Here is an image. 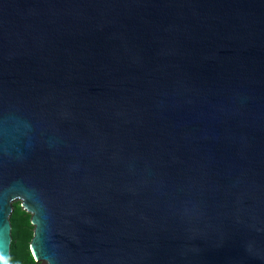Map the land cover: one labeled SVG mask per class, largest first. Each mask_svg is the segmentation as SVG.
<instances>
[{
  "label": "water",
  "instance_id": "water-1",
  "mask_svg": "<svg viewBox=\"0 0 264 264\" xmlns=\"http://www.w3.org/2000/svg\"><path fill=\"white\" fill-rule=\"evenodd\" d=\"M15 199L45 264H264V0H0V264Z\"/></svg>",
  "mask_w": 264,
  "mask_h": 264
},
{
  "label": "trees",
  "instance_id": "trees-1",
  "mask_svg": "<svg viewBox=\"0 0 264 264\" xmlns=\"http://www.w3.org/2000/svg\"><path fill=\"white\" fill-rule=\"evenodd\" d=\"M16 215L17 217L13 215L10 219V223L12 227V234H11L12 240L10 241L9 264H17L19 259H21L24 264H38V262L33 259V256L29 248H27V246H25V250H23L21 254L19 252V247L17 246L18 244L16 243V238L19 234L18 228H19L20 223L28 222V221L30 222V218H28L27 215L22 216L21 214H18V213Z\"/></svg>",
  "mask_w": 264,
  "mask_h": 264
},
{
  "label": "rangeland",
  "instance_id": "rangeland-1",
  "mask_svg": "<svg viewBox=\"0 0 264 264\" xmlns=\"http://www.w3.org/2000/svg\"><path fill=\"white\" fill-rule=\"evenodd\" d=\"M17 213L21 214L22 216H25V215L29 216L30 215L29 212H27L22 207H20L19 199H15V200L11 201V211L9 214V221L13 215L17 217V215H16ZM10 226H11V223H10ZM31 228H32V224L29 222H22L19 225V228H18L19 234L16 238V243L18 244L17 246L19 247L20 254L22 253L23 250H25V246H27V248H28L27 240L29 239V237L31 235ZM11 234H12V227L10 229V235ZM11 240H12V235H11ZM37 262H38V264H45L43 260H38ZM17 264H24V263L21 259H19Z\"/></svg>",
  "mask_w": 264,
  "mask_h": 264
}]
</instances>
